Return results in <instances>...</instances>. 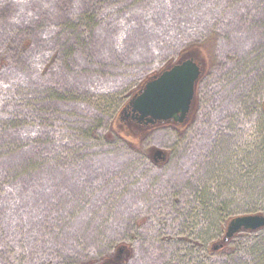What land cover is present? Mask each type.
<instances>
[{"label": "rangeland", "instance_id": "374dc122", "mask_svg": "<svg viewBox=\"0 0 264 264\" xmlns=\"http://www.w3.org/2000/svg\"><path fill=\"white\" fill-rule=\"evenodd\" d=\"M189 52L205 68L188 122L128 146L116 114ZM256 213L264 0H0V264L121 246L119 264H264V228L210 249Z\"/></svg>", "mask_w": 264, "mask_h": 264}, {"label": "water", "instance_id": "95a60500", "mask_svg": "<svg viewBox=\"0 0 264 264\" xmlns=\"http://www.w3.org/2000/svg\"><path fill=\"white\" fill-rule=\"evenodd\" d=\"M204 68L200 54L191 52L181 55L173 64L150 76L141 89L131 96L121 114L125 119L139 124L185 122L192 111L196 85ZM150 152L164 160V151L152 148ZM263 227L262 214L235 216L228 221L224 236L214 249L240 231H254ZM118 251L123 253L124 247H119ZM120 255L111 264H118Z\"/></svg>", "mask_w": 264, "mask_h": 264}, {"label": "trees", "instance_id": "16d2710c", "mask_svg": "<svg viewBox=\"0 0 264 264\" xmlns=\"http://www.w3.org/2000/svg\"><path fill=\"white\" fill-rule=\"evenodd\" d=\"M202 46L205 47L204 44H202ZM202 46H197V47L203 49ZM197 47H192V48L194 50H197L198 49ZM189 53H191V52H189ZM139 88H140V86H139ZM135 91L136 90H134L131 94H133ZM122 108L116 114V118L115 119L117 120L116 125L117 126L119 125L118 128L120 130H122V132L124 134L123 135L119 134V133H114V134L117 135L118 137H120V139H122V141L125 142L128 146H131V147L137 146L139 143H141V141L143 140V138L147 134V132L149 130L153 129L154 127L172 126L176 130H180V128H182V126H178V125H175L173 123H166V124L165 123H155L153 125H150V124H147V125L139 124V123H137V122H135V121H133L131 119H129V120L125 119L124 116L121 114ZM134 144H137V145H134ZM109 259H111V258H109Z\"/></svg>", "mask_w": 264, "mask_h": 264}, {"label": "flooded vegetation", "instance_id": "af4514ba", "mask_svg": "<svg viewBox=\"0 0 264 264\" xmlns=\"http://www.w3.org/2000/svg\"><path fill=\"white\" fill-rule=\"evenodd\" d=\"M178 126H182V125H181V124H178ZM151 156L154 158V154H152ZM154 159H155V158H154ZM215 246H216V245L213 244V245L211 246L210 249L213 250V249L215 248ZM218 247H219V246H218ZM218 247H216V248H218ZM119 254H121V253H120L119 251H117L116 256L119 255ZM116 256H115V257H116Z\"/></svg>", "mask_w": 264, "mask_h": 264}]
</instances>
